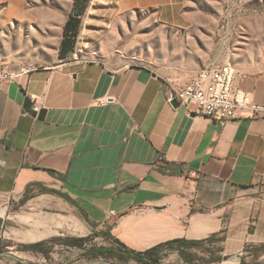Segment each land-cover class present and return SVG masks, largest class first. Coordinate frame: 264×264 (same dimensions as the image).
Here are the masks:
<instances>
[{"label": "crops", "instance_id": "crops-1", "mask_svg": "<svg viewBox=\"0 0 264 264\" xmlns=\"http://www.w3.org/2000/svg\"><path fill=\"white\" fill-rule=\"evenodd\" d=\"M0 1L3 25L37 23L45 42L67 19L51 4ZM258 12L226 25L243 27V39L226 30L218 43L189 41L187 57L196 62L185 71L114 67L71 53L51 64L5 67L22 72L0 83V196L33 192L29 205L54 206L78 230L86 223L134 251L212 236L223 257L264 264V248L243 256L246 247H264V117L237 109L221 122L168 99L200 67L227 62L234 93L264 104V9ZM45 220L42 231L23 238H44L51 232Z\"/></svg>", "mask_w": 264, "mask_h": 264}, {"label": "rangeland", "instance_id": "rangeland-1", "mask_svg": "<svg viewBox=\"0 0 264 264\" xmlns=\"http://www.w3.org/2000/svg\"><path fill=\"white\" fill-rule=\"evenodd\" d=\"M72 1L26 0V3L57 6L66 17ZM145 2L147 0H88L72 56L100 60L114 67L136 64L185 71L196 62L187 57L189 41L202 46L205 41L218 43L221 32L226 30L229 35L237 32L235 35L243 39L245 30L240 26L243 20H255L258 10L264 9V0H158L154 4H142ZM5 4L6 1H0V10ZM230 21L234 26L237 21L240 25L226 28ZM60 31L61 28L57 36L52 33L49 42H45L43 36L47 31L37 23L28 25L9 20L3 25L0 20V65L18 68L57 61ZM22 56L30 58L21 59ZM33 194L27 192L26 195ZM23 199L0 196V259L19 256L21 264H239L237 259L223 257L213 243L189 247L185 250L188 255L183 257L177 250L162 251L157 263L136 257L122 261L110 253L88 257L83 249L62 243H54L47 255L24 250L22 245L30 242L23 234L35 229L42 231V225L38 224L48 218L52 220L45 223L51 232L37 241L53 236L60 239L82 236L86 238L87 247L106 250L114 246L101 232L90 230L91 225L84 223L82 231L78 230L75 220L66 219L54 206L40 209ZM261 250L246 247L247 253L243 256L256 258ZM216 257L218 260H213Z\"/></svg>", "mask_w": 264, "mask_h": 264}, {"label": "built area", "instance_id": "built-area-1", "mask_svg": "<svg viewBox=\"0 0 264 264\" xmlns=\"http://www.w3.org/2000/svg\"><path fill=\"white\" fill-rule=\"evenodd\" d=\"M19 72L0 65V83L15 78ZM234 79L235 69L230 63H210L201 67L186 84L169 89L168 99H175L188 112L221 122L232 118L237 109L247 110L252 117H264V104L252 101L246 93H234ZM30 97L38 107L40 101L35 95Z\"/></svg>", "mask_w": 264, "mask_h": 264}, {"label": "trees", "instance_id": "trees-1", "mask_svg": "<svg viewBox=\"0 0 264 264\" xmlns=\"http://www.w3.org/2000/svg\"><path fill=\"white\" fill-rule=\"evenodd\" d=\"M87 3L88 0L72 1L71 11L62 26L61 40L59 43L58 54H57L58 58L63 59L68 54L73 52L76 42V37L78 35V27L81 20V15L85 11ZM46 190L62 196L61 193H59L54 189H46ZM26 194L27 193H25L24 195V199H27L29 197ZM103 235L106 238H110V241L114 246L113 247L114 249L102 250L100 248L87 247L86 238L82 236H68L63 239L53 236L49 239L23 244L22 248L24 250L40 252L43 255H47L54 243H62L66 246H75L83 249V254H85L88 257H95L98 254L110 253L122 261H126L130 257H136L138 260L157 263L159 261L160 254L162 251L177 250L180 256L183 257L188 255L187 251L185 250H187L189 247H200L205 244H212V242L214 241L212 236L208 237L207 239H200V240H187L183 238H177V239L160 242L142 251H134L127 248L118 239L111 237L109 234L103 233ZM258 248L262 249L264 247L260 246ZM213 260H218V258L217 257L213 258ZM239 264H255V263L246 262L244 259H241Z\"/></svg>", "mask_w": 264, "mask_h": 264}, {"label": "water", "instance_id": "water-1", "mask_svg": "<svg viewBox=\"0 0 264 264\" xmlns=\"http://www.w3.org/2000/svg\"><path fill=\"white\" fill-rule=\"evenodd\" d=\"M171 102L175 105H178V102L175 99H173Z\"/></svg>", "mask_w": 264, "mask_h": 264}]
</instances>
